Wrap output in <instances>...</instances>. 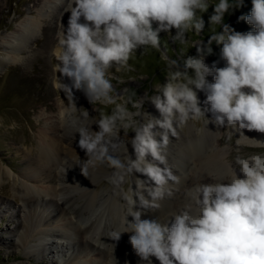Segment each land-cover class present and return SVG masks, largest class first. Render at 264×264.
Returning <instances> with one entry per match:
<instances>
[{"label": "clouds", "instance_id": "1", "mask_svg": "<svg viewBox=\"0 0 264 264\" xmlns=\"http://www.w3.org/2000/svg\"><path fill=\"white\" fill-rule=\"evenodd\" d=\"M251 2L250 14L239 17L252 25L254 30L248 32L224 23L225 14L241 8L244 0H68L65 7L71 15L67 29L58 34L56 67L71 84L63 86L69 92L84 91L92 104L114 105L111 114L102 112L95 122L98 130L77 128L78 146L87 157L85 171L106 163L113 170L110 182L118 187L134 173L147 177L137 178L135 189L124 195L130 210L123 233H130L128 242L140 264H154L153 258L159 264H264V140L243 131L264 133V0ZM210 6V39L207 44L190 41L189 34L200 35L205 29L203 13ZM161 32L181 46L191 43L198 55L182 51L169 57L161 51ZM213 43L222 45L224 67L204 62L203 54L212 52ZM140 48L161 51L166 64L168 82L156 86L162 95L150 98L161 118L143 112L145 97L136 99L133 93L124 98L112 83V70L131 71L129 61ZM198 91L206 94L203 107ZM146 115L150 119L143 124ZM82 116L87 119L89 113ZM190 120L227 130L225 149L233 134H239L236 154L222 172L209 175L210 182L185 189V203L142 219L144 212L137 206L160 209L161 201L173 195L172 185L180 182L168 163L167 149L170 137L178 139ZM157 128L162 131H154ZM121 130L125 136L129 131L135 135L125 142ZM122 144L123 154L118 152ZM243 147L262 151L244 154ZM123 233H115V239Z\"/></svg>", "mask_w": 264, "mask_h": 264}, {"label": "bare ground", "instance_id": "2", "mask_svg": "<svg viewBox=\"0 0 264 264\" xmlns=\"http://www.w3.org/2000/svg\"><path fill=\"white\" fill-rule=\"evenodd\" d=\"M62 1L66 5L58 6L60 9L68 3V0ZM56 4L57 0H49L45 7L53 8ZM37 30V23L27 20L13 40H7L12 44L10 48L7 47V52H11V49L14 52L22 51L23 44L33 39ZM16 61L18 57L11 56L6 62L12 64ZM59 77L57 83L64 88L67 79L61 73ZM59 108L58 119L45 124L40 130L37 151L32 150L25 168L20 171V178H15L12 171L5 167L0 169L2 177L7 174L14 177V196L22 201L18 208L8 205L7 211L13 208L14 216H20L21 221L18 225L10 226V238L6 240L0 237V241L9 249L33 250L27 255L29 258L38 257L39 264H58V259L61 264H140L139 257L128 242L130 233H123L125 218L130 210L124 195L130 187L135 189L137 178L147 181V177L142 174L138 177V173H134L128 189H125L127 178L119 187L112 184L109 189L100 190L99 185L105 177H112L113 170L105 163L88 166L85 171L87 157L78 146L79 134L70 130L73 127L68 116L74 112L68 105ZM87 126L98 130L95 124L89 123ZM207 127L204 133L192 128L185 135L180 134L178 140L170 139L168 163L173 173L180 177V182L172 185L173 195L161 201L160 209H140L137 206V210L144 212L142 219H153L176 209L186 202L185 189L210 182V174L218 175L226 168L229 162L227 153L215 145L217 127ZM243 131L249 138L263 140L256 131ZM121 138L125 142L129 139ZM156 138L160 139L159 136ZM127 146L135 159L131 144ZM118 152L124 153L123 144ZM148 159L151 160V157ZM42 180L50 185H39ZM144 194L147 196V192ZM115 233L123 234L116 240ZM65 242L73 248L72 252L65 251ZM52 247L60 248L57 260L49 257L53 253ZM96 250V260H90L89 253ZM46 257L49 262L44 260ZM153 262L159 264L155 258Z\"/></svg>", "mask_w": 264, "mask_h": 264}, {"label": "rangeland", "instance_id": "3", "mask_svg": "<svg viewBox=\"0 0 264 264\" xmlns=\"http://www.w3.org/2000/svg\"><path fill=\"white\" fill-rule=\"evenodd\" d=\"M49 0H0V169L5 167L12 171L15 178H20L22 169L25 168L26 160L32 155V150L36 153L39 145V132L43 126L50 121L58 119L59 107L68 105L74 114H69L68 119L72 122V132H77L80 126H87L89 123L95 124L101 118V113L111 114L114 105H102L90 103L84 91L73 89L72 92L60 87L57 83L59 80V71L57 69V50L59 48L58 34L65 31L68 26L70 12H65V8H59L66 5L65 1H58L55 7L48 8L45 4ZM62 2V3H61ZM68 4V3H67ZM59 6V7H58ZM44 7V8H43ZM252 8L251 0H244L243 6L225 14L224 23L230 25L239 32L253 31L252 25L246 21H241L239 17L249 15ZM47 11V12H46ZM214 12V6H210L206 13H203L205 20V29L200 35L195 33L189 34V40L192 42L203 40L207 44L210 39L211 25L209 17ZM33 21L38 25L37 34L33 39L23 44L22 51L7 52L6 49L12 44L7 40H13V36L20 32L25 22ZM83 22V20H82ZM155 28L156 25L154 24ZM217 30H219L217 28ZM175 35V29L172 30ZM161 51L171 58L178 57L183 51L187 55H198L195 47L181 46L173 41L168 33H160ZM165 45L169 48L166 51ZM212 52L207 51L203 54L206 65L212 67H224L226 62L221 59L222 45L212 44ZM161 51L149 49L144 51L143 48L137 50L133 59L129 61L132 70L117 73L112 70L115 79L112 80L114 88L120 96L126 98L128 95L135 94L136 99L145 97L143 112L155 118H161L159 111L152 103L151 97L162 95L157 92V85H163L168 82L166 64L161 59ZM11 56H17L18 61L8 64L6 61ZM67 79V78H66ZM209 82H214V78L209 76ZM123 80V83L120 81ZM66 84H71L67 79ZM198 97L203 102L206 100V94L198 91ZM130 111H135L131 104L128 105ZM87 111L89 117L84 119L82 113ZM144 116L142 123L146 124L150 116ZM209 120L212 119L211 113L206 114ZM139 119V118H137ZM216 126L214 123L206 125L204 121H189L180 131L181 135H185L189 129L205 132L207 126ZM98 128V126L96 125ZM74 129V130H73ZM201 130V131H200ZM154 131H162L154 129ZM227 130L217 127V136L215 145L223 148L227 153V160L230 161L236 154L235 140L239 138V134H233L231 144L225 149L226 138L223 133ZM257 132V131H256ZM264 140V133H259ZM120 135L122 137L131 138L135 133L129 131L125 136L123 130ZM172 140H178L176 137H170ZM219 144V145H217ZM262 151L259 148L243 147L244 154ZM26 157V158H25ZM190 174L193 175L192 172ZM138 177L142 175L137 174ZM0 174V237L8 239L11 237V225H18L21 221L20 216H14L13 208L7 211L8 205L17 207L22 204L18 198L14 196L15 184L14 177ZM133 176L128 178L125 189L132 184ZM113 183L110 178H106L99 185L100 190L109 189ZM41 186H49L47 181L39 182ZM64 248L65 251H73L69 245ZM60 248L52 247L53 253L49 255L57 260L59 258ZM33 250L27 249H9L7 245L0 241V264H39L38 257L29 258L27 253ZM96 251H91L88 258L96 260ZM46 262L48 258L44 259ZM58 264L60 259H58Z\"/></svg>", "mask_w": 264, "mask_h": 264}, {"label": "trees", "instance_id": "4", "mask_svg": "<svg viewBox=\"0 0 264 264\" xmlns=\"http://www.w3.org/2000/svg\"><path fill=\"white\" fill-rule=\"evenodd\" d=\"M165 49H166V51L167 52H169L170 50H169V48L165 45Z\"/></svg>", "mask_w": 264, "mask_h": 264}]
</instances>
